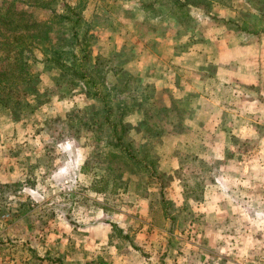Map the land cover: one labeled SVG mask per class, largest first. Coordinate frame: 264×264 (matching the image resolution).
I'll return each instance as SVG.
<instances>
[{
	"label": "crops",
	"instance_id": "1",
	"mask_svg": "<svg viewBox=\"0 0 264 264\" xmlns=\"http://www.w3.org/2000/svg\"><path fill=\"white\" fill-rule=\"evenodd\" d=\"M210 1L209 15L219 21L190 8L182 28L166 24L141 37L122 21L105 42L111 51L126 36L142 80L190 102L184 131L161 138L158 174L169 206L155 181L117 206L100 201L104 195L90 192L87 181L64 188L61 174L89 177L79 172L82 162L70 173L50 160L48 170L40 128L44 117L63 118L81 98L53 101L34 111L31 124L0 128V207L11 212L10 225L23 228L1 240L0 264H62L69 242L74 264H264V0ZM188 161L203 165L195 202L184 197ZM74 199L85 201V213L72 209ZM73 210L84 217L71 230Z\"/></svg>",
	"mask_w": 264,
	"mask_h": 264
},
{
	"label": "trees",
	"instance_id": "2",
	"mask_svg": "<svg viewBox=\"0 0 264 264\" xmlns=\"http://www.w3.org/2000/svg\"><path fill=\"white\" fill-rule=\"evenodd\" d=\"M51 1L0 0V128L29 122L39 107L79 96L60 119L57 137L78 143L79 172L88 175L90 192L116 196L155 181L167 208L165 179L158 174L161 138L184 131L190 102L172 100L142 80L137 49L126 36L106 56L99 49L116 30L108 10L120 12L126 26L143 37L166 24L187 25L190 8L219 21L209 15L213 2L98 0L105 9L99 13L86 0H73L55 13ZM238 23L224 22L247 33Z\"/></svg>",
	"mask_w": 264,
	"mask_h": 264
},
{
	"label": "rangeland",
	"instance_id": "3",
	"mask_svg": "<svg viewBox=\"0 0 264 264\" xmlns=\"http://www.w3.org/2000/svg\"><path fill=\"white\" fill-rule=\"evenodd\" d=\"M97 1L98 0H86V3L88 6L95 5L97 7L99 13L105 12V9L103 7H101V4H99ZM73 2H74L73 0H52L51 1V9L53 12L58 13V12L63 11L64 8L66 7V5L73 4ZM108 15H109L110 19L113 21L111 23H113V25L116 26V30H118V29L123 30L122 26H123L124 21L121 17L120 12H114V11L108 10ZM37 16L39 19L44 18L42 16V14H38ZM104 25L108 26L109 23L108 24L105 23ZM112 28H114V27L112 26ZM99 36L101 38L103 35L101 33H99ZM115 40H116V38H115ZM118 44H119V40L114 45L118 46ZM107 51H108V48L106 47L105 43L102 46H100L99 52L102 55L106 56L108 54V52H110V51H108V52ZM60 119H62V118H58V117H55L53 115V117H51L50 121L43 123L41 128H40V129H42V131L45 132V135L48 138L47 139L48 143L46 145V152L44 154L45 158L42 160V163L46 164L47 165L46 168L51 171L52 169H54V167L52 166V164H50L49 161L55 160L56 166H58V169L61 170V172L74 173L78 170L79 163L83 161L82 151L79 149L78 143L75 142L74 140H72L71 138H68L64 135L60 136V138L57 137V130L60 127L59 121H61ZM32 122H33V120H29V122H26V123L31 124ZM19 123H24V122H19ZM16 124H18V123H16ZM11 127H13V125H11ZM61 145L62 146L66 145L67 147H64L63 151H62ZM70 147L73 148V153L70 152V149H69ZM182 154L184 155V153H182ZM71 156H72V159H71ZM81 159H82V161H81ZM182 168H183L182 178H183L184 185L186 187V190H184V197L186 200H190L193 198H196V200H197L199 195L195 193V189L199 186V181L196 180L197 175L195 172H198L199 168L200 169L203 168V165L188 161L187 163H185V166H182ZM67 177L68 176H65L64 174H61V177H58V181H61V185L64 188L65 187H68V188L72 187L73 189L77 190L76 188H82L84 186V184L86 183V181H87V185L89 183V180L84 179L83 177H81L82 179L80 178V180L76 179L74 177V175H71L70 179L69 178L67 179ZM165 180H166V178H165ZM83 181H84V183H83ZM139 187L140 186H138V189L133 188L132 190H129V192H126V193H121V194H118L116 196L104 197V198H101L99 200L100 201L103 200L105 203L115 204V206L123 203L122 201H124V202L129 201L127 203H130L131 199L129 196L133 197L136 193H137L136 195L144 193V190H145L144 186L140 187V188ZM198 190H199V188H198ZM79 191L80 190H78L77 192L80 193ZM124 196H126V197H124ZM65 198H67V197H65ZM82 199L86 200L85 197H82ZM74 200H75L76 204L72 205V209L82 208V210H84L83 212L85 213L86 210L84 209V206H83V203H85V201L76 200V199H74ZM196 200H193V202H195ZM66 202H67V200L64 201L63 207H66ZM102 202L100 204H102ZM98 213H99V210L97 209L96 210V218H98ZM34 214H37V212H32L31 215L33 216ZM81 217H84V216H82L78 212V210H73L72 215L67 216V218H66L68 220V223H69L68 228H70V229L72 228L71 230H74V224H76V223H74V220H79ZM10 222H12L11 212L9 210H7L6 208L2 209L0 207V242L2 239L8 241V235H9L8 233L9 232L19 234V235L22 234L23 228H21L20 225H10ZM70 224H71V226H70ZM187 230L191 231V235H193V236L196 235V232H194L193 229L188 228ZM72 240L74 243V237ZM67 252H69V253L67 254L66 258H64L62 260V264H74V244H73V246H71V243L70 242L68 243Z\"/></svg>",
	"mask_w": 264,
	"mask_h": 264
}]
</instances>
